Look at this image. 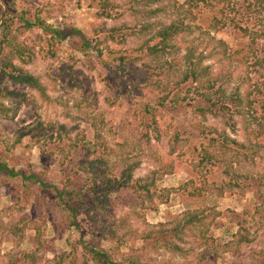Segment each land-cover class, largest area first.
Wrapping results in <instances>:
<instances>
[{
    "label": "rangeland",
    "instance_id": "1",
    "mask_svg": "<svg viewBox=\"0 0 264 264\" xmlns=\"http://www.w3.org/2000/svg\"><path fill=\"white\" fill-rule=\"evenodd\" d=\"M103 1L0 0V64L9 50L2 43L1 31L6 24L11 29L10 43L15 40L26 49L23 59L13 56V65L39 77L46 87L43 96L29 84L15 83L0 71V90L13 91L15 95L11 100L0 94V103L10 109L7 115L0 113V264H11L13 257L17 264H25L22 256L31 252L36 253L37 264H55L61 262V256L71 254V243L81 238L99 249H118L113 258L119 264H131L132 259L148 264H259L264 256V143L256 154L242 148L241 144L248 143L245 132L248 114L233 117L234 129L230 122L226 124L228 114L226 117L209 114L207 119H201L194 114V107L202 102L195 94L200 84L191 80L178 83L186 67L184 57L188 48H192L196 57L205 58L203 66L208 67L211 77L228 76L225 85L228 95L239 88L244 96L251 87V101L262 111L264 76L253 66L255 58L250 56L245 62L234 64L223 51L235 54L255 49L262 56L264 36L254 40L238 26L228 25L219 33L211 31L205 38L201 31L206 29L211 14L196 10V26L203 30L195 29L194 34L181 35L171 42L180 53L167 58L180 64V72L173 69L160 76L159 70L153 74L146 68L145 63L150 60H138L144 59L146 52L141 49L153 34L139 31L146 24H170L176 19L172 3L162 0L144 7L137 0H111L116 7L111 11L103 9ZM177 1L183 4L186 0ZM233 1L236 10L230 16L239 25L261 30L264 35V12H248L246 0ZM168 5L165 13L150 17V11ZM26 21L35 22V26L25 28ZM113 30L118 42L106 44L104 41ZM55 31L66 36L61 40ZM83 36L103 41L102 54L94 42L87 48ZM151 75L152 84L141 81ZM168 83L170 91L178 94L179 103L168 100L161 104V98L168 93L165 90ZM146 105L158 109L157 127H148L152 117L141 112ZM203 128L208 139L221 142L219 135L224 133L237 142L226 144L241 153L239 158L232 159L233 175L226 174L227 166L222 163L194 169L199 149L209 143L202 134ZM65 131L70 133L67 135ZM210 131L212 134H208ZM23 133L28 135L18 142ZM177 133L183 142L171 153L173 136ZM75 139H79L78 146L71 148ZM103 144L116 152L107 155ZM118 144L128 147L123 149ZM123 150L127 152L120 156ZM102 157L105 162L93 166L96 183L103 191L94 194L86 185L81 196L84 198L76 199V189L67 186L68 182L86 184L87 174L80 167ZM137 162L134 180L155 178L152 191L157 193L173 189L167 203L159 204L154 199L153 205L159 204L157 210L152 211L147 198L141 199L131 184L116 188V181L126 167ZM112 165L117 168L110 174L108 168ZM10 169L30 175L29 183L25 185L20 176L12 177ZM165 170L170 172L165 174ZM234 173L242 175L238 178L241 188L231 191L226 186ZM245 175L249 177L247 180ZM195 187L204 188L200 197L189 194ZM222 188L225 192L220 196ZM56 189L69 191L71 196L59 199ZM103 201L105 206L92 208V204ZM79 205L81 211L72 226L65 214ZM205 207L219 212L209 232L215 243L200 246L189 236L182 243L188 250L186 255L172 254L166 248L170 240L168 229L186 210ZM113 224L119 226L120 235L127 236L122 245L108 237ZM242 225L252 242L236 252L231 246ZM37 229L41 248L36 241ZM157 237L161 239L159 245ZM205 249L208 260L200 263ZM217 249L218 258L214 256ZM72 256L61 264H70Z\"/></svg>",
    "mask_w": 264,
    "mask_h": 264
},
{
    "label": "trees",
    "instance_id": "2",
    "mask_svg": "<svg viewBox=\"0 0 264 264\" xmlns=\"http://www.w3.org/2000/svg\"><path fill=\"white\" fill-rule=\"evenodd\" d=\"M162 0H137L138 4H142L144 7L150 6L151 4H159ZM247 1V7L246 9L248 12L251 13H261L264 12V0H246ZM169 3H172L171 6L174 8V12L176 13V19H173L170 24H146L143 26V30H140L139 33L146 32L153 33L152 37L147 41L146 47L142 48V52H146L144 55V59H138V60H150L148 63H145L146 68L153 71V74L156 73V71H160L158 75L164 76L166 72L172 71L175 69L176 73L180 72V64H177L172 58L169 60L167 57H173L174 55L180 53V49H177L178 47L171 44V42L181 35H192L194 34V30H203L200 25L196 26V22L198 20V13L201 11H209L211 14L210 20L206 25V31L203 30L202 34L203 37H207L211 34V31L219 33L220 31L224 30L228 25L235 26L237 28H240V30L244 33L246 36H251L253 39L261 38L264 35L262 34L261 30H253L252 28L244 27L239 25L236 22L235 18H232L230 15L235 11V5L233 0H186L185 3L179 4L177 0H168ZM168 7H156V9L150 11V17L158 14H163L166 12ZM115 5L111 0H104L103 1V9H109L111 11L115 10ZM228 13V14H227ZM206 18V17H204ZM35 26V22L32 21H26L25 22V28H32ZM120 31V30H119ZM3 35L2 43L3 45L9 47V50L5 52V55H3L4 59L2 60L0 64V71L1 73H5V75H8L13 82L20 83V84H29L33 88H35L37 91H39L43 96H46V87L41 83L40 78L37 76H34L30 74L29 72L25 71L24 69L18 68L15 65H13V56H18V58L23 59L22 57L26 55L24 52L26 49H22L20 44H17L14 40L13 43H10V35H11V29L8 25H4L3 29L1 31ZM115 30H113L112 34H109L108 38L105 39L104 42L109 43L110 41L118 42L116 36ZM55 35L59 39H63L66 35H63L62 31H55ZM84 44L87 48L91 47L93 42L95 43L94 47L97 48V51L99 54H102V50L100 49V45H102L104 42L100 41L98 39L90 38L88 36H83ZM152 41H156L155 44L151 45L150 43ZM12 44V46H11ZM218 44H223L222 41H218ZM264 52V48L262 50ZM223 53L225 56L229 59H231V63L238 62V61H246L249 59L250 56H253L255 58V63L253 64L254 67L259 68V73L261 76H264V55L260 56L258 53H256V50L250 49V52H246L244 50L237 51L235 54L229 53L228 50H224ZM20 55V56H19ZM166 57V58H165ZM29 58V57H28ZM122 61H124V58H121ZM203 56L196 57L195 50L192 48H188V51L184 57L185 60V69L182 73V78H180L179 85L183 83H187L189 80L193 81L194 83H199L200 87L196 88L195 94L201 98L202 102L200 104L196 105L194 107V114L201 117V119H207V116L209 114L214 116H222L226 117V115H229V119L226 121V124L229 122L231 123V127L234 129L236 128V123L233 119L236 115L238 116H246L248 114V121H246L245 125V132L248 135V143H243L240 146L244 148L247 151H250L252 153H257L258 149L261 147L262 143H264V105H262V111H259L256 107V103L251 101V96L253 94V90L251 87L249 90H247L246 94L244 96L241 95L240 89L237 88L236 92L230 93L229 95L226 92L225 85L228 84L229 80L227 79L228 76H222L219 75L216 78H213L209 74L208 67L203 66ZM145 62V61H144ZM236 64V63H234ZM180 66V67H178ZM232 76V75H230ZM142 82H147L149 84L153 83V77L152 75L146 79H142ZM171 84L168 83L165 86V90L168 91L162 98L161 101L163 104L164 102H167L168 100H171L173 103H179V96L176 93H173L170 91ZM257 92L259 94H263L262 90L257 89ZM0 94L4 96L6 99H14L15 95L13 91L9 90H0ZM190 93L186 95L188 97ZM184 97V99H186ZM197 100V99H196ZM194 100V101H196ZM10 112V109L5 107L2 103H0V113L2 115H7ZM141 112L147 115H150L152 117V123L150 122V125L148 127L156 126V117L159 113L158 109H155L149 105L144 106L141 108ZM70 132L65 131V134H69ZM214 133V132H213ZM202 134L209 143L205 146H203L198 151V163L197 166H194L195 170L200 169L202 166H208L213 164H224L227 166L225 172L228 175H231L233 172L230 170V167L233 166L232 159H237L240 157L241 153L237 150L236 152L231 149V147H227L226 144L228 142L234 143L237 145V142L235 140H230L224 133L219 135V139H223V141L218 142V139L216 138H210L208 139L206 135V130L203 128ZM208 134H212L210 131ZM28 135L23 133L18 139V142L22 139V137ZM62 137V136H61ZM52 138V137H51ZM173 144L171 145V153H175L176 149H179L181 146V143L183 140L177 133L173 136ZM79 139H75V141H71L70 146L71 148L78 146ZM120 148L125 149V147H128V144H118L117 145ZM229 146V145H228ZM65 146L61 147V151L64 150ZM103 147L105 149V152L107 155L115 153V149L108 147L107 145L103 144ZM70 148V149H71ZM97 150V149H95ZM233 150V151H232ZM125 151L123 150L120 153V156H124ZM94 152V151H93ZM231 154V155H230ZM247 156V154H245ZM115 156H117L115 154ZM105 158H99L95 160H91L88 165H84L83 167H80L82 171H84L87 174V177L92 174V176H89V179L86 177V184L83 186L77 185V183H73L72 181L68 182V185L71 189H76V199H82L84 197H81L83 195V192L86 185L89 186V190L91 192H94V194H98V192L103 191L100 186L96 183L97 182V173L95 170V167L93 165L100 164L105 162ZM237 163H240L239 160H237ZM139 162L135 164L128 165L124 172L119 176L118 181H116V188L120 189L121 187H126L131 184V187L134 189L135 193L142 199L147 198L150 205H152V211L158 209L159 204H165L168 202L170 195L172 194L173 189H163L162 192L157 193V191H152V189L155 186L156 180L155 178H152L151 181H146L144 179H133V174L138 168ZM116 165H112V167L108 168V173L111 174L116 169ZM170 170H165L164 173L168 174ZM9 173L12 177H21L23 180V183L26 185L28 184V175L25 172H15L14 170L10 169ZM105 173V174H108ZM233 175V174H232ZM242 178V175H238L237 173H234L233 180L227 184L226 188L228 190H233L234 188H241L238 182H241L240 179ZM77 178V175H76ZM249 178L245 175V180ZM32 179L36 181L39 184H43L41 180H38L37 177L32 176ZM264 186V177H263V183ZM103 188V187H102ZM195 190L192 193H189L192 197H200L202 190L204 188L202 187H195ZM206 189V188H205ZM244 191V189L242 188ZM58 192L59 199H68V196H71L69 191L60 192L58 189H56ZM220 196H222L225 192V189H220ZM143 193L145 196H143ZM159 202L157 206L153 205L154 199ZM104 201L99 204L95 203L92 204L93 209L101 208L104 205ZM85 204V203H83ZM81 211V205L77 206L76 208H69L68 212L65 214V218L72 224V226L76 223L74 222V217L79 214ZM262 213V211H261ZM217 215H219V212L215 211L213 208L205 207L204 209H197V210H186L180 219H178L174 225L168 229L167 233L170 234V240H168V243H166V248L172 253V254H180V255H186L188 250L184 248L182 243H185L186 239L190 236L191 238H195L197 243L200 246L206 245L211 246L215 243L214 238L209 235L210 227L215 222ZM93 219V218H92ZM119 226H115L114 224L111 225V233L108 235V237H112L115 242L118 245H122L126 242L127 236L120 235ZM102 232H105V229H101ZM246 231L244 225H242L238 232L234 235V244L231 246V248H234L236 252H239L240 247H242L244 244H248L252 242V239L249 237V232L246 231L244 234L242 231ZM40 229H37L36 234V241L38 242V247H43L41 244V240L39 238L40 233H38ZM161 242V239L157 237L156 244L159 245ZM181 244V245H180ZM71 254H68L66 256H61L60 261L65 262L68 259L71 258L70 264H78L80 261L83 262V264H119L116 262L113 258L114 255L117 254L118 249H99L82 238L79 239L76 242L71 243ZM82 248V253L79 254V250ZM224 251V250H222ZM227 252V251H225ZM206 249L203 251V253L200 255V263H202L204 260H208ZM214 256L216 258L219 257L218 249L215 250ZM14 258H11V264H17V261H14ZM16 259V258H15ZM22 261L25 264H37L38 258L36 256V253H24L22 256ZM204 261V262H205ZM27 262V263H26ZM61 262L56 261L55 264H61ZM131 264H148L143 263L141 260H135L132 259L130 261ZM168 264V263H163ZM259 264H264V256L261 259V262Z\"/></svg>",
    "mask_w": 264,
    "mask_h": 264
}]
</instances>
